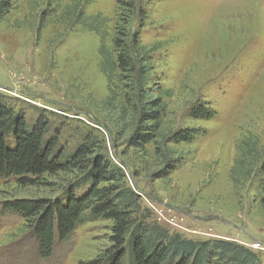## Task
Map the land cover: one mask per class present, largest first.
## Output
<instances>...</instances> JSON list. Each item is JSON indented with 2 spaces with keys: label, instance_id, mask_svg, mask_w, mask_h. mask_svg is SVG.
<instances>
[{
  "label": "rangeland",
  "instance_id": "374dc122",
  "mask_svg": "<svg viewBox=\"0 0 264 264\" xmlns=\"http://www.w3.org/2000/svg\"><path fill=\"white\" fill-rule=\"evenodd\" d=\"M90 1L87 14L109 20L100 30L110 34V46L119 5ZM13 5L0 19L3 101L30 123L45 118L54 130L62 126L69 144L94 134L100 154L122 167L140 194L149 223L189 239L238 242L259 251L264 264V0H144L139 51L152 58V82L167 104L163 132L208 130L192 142L145 148L130 143L141 114L128 83L111 92L101 69V35L57 22L38 32L30 0ZM198 101L217 115L193 118ZM68 181L62 174L22 187L0 177V264H78L111 245V220L86 221L41 258L24 219L2 209L4 201L56 198Z\"/></svg>",
  "mask_w": 264,
  "mask_h": 264
},
{
  "label": "trees",
  "instance_id": "16d2710c",
  "mask_svg": "<svg viewBox=\"0 0 264 264\" xmlns=\"http://www.w3.org/2000/svg\"><path fill=\"white\" fill-rule=\"evenodd\" d=\"M116 1L120 13L110 46H104L110 34L100 30L109 20L102 14H87L90 0H71V4L63 0H30V4L31 10L37 11L38 32L57 22L67 27L82 26L101 35L100 66L110 91L128 83L125 87L141 114L140 124L130 138L132 145L161 147L172 142H192L208 134L203 127L163 132L167 104L152 82V58L139 51L146 14L144 0ZM13 3L14 0H0L1 20L15 8ZM190 111L197 119L211 120L217 115L209 103L202 101ZM52 126L45 118L30 123L26 115L0 97V177L13 178L22 187L44 186L48 179L62 174L69 177L56 198L16 199L1 204L4 212L24 219L41 258H50L57 243L68 240L86 221L104 219L113 222L111 245L95 258L78 264H263L259 251L238 242L189 239L158 222L149 223L140 194L127 183L123 168L100 154L94 134H81L77 143L69 144L61 135L62 126L55 130ZM260 160L258 153L254 162ZM258 168L264 177V162Z\"/></svg>",
  "mask_w": 264,
  "mask_h": 264
},
{
  "label": "built area",
  "instance_id": "2783aa9c",
  "mask_svg": "<svg viewBox=\"0 0 264 264\" xmlns=\"http://www.w3.org/2000/svg\"><path fill=\"white\" fill-rule=\"evenodd\" d=\"M256 247V246H255Z\"/></svg>",
  "mask_w": 264,
  "mask_h": 264
}]
</instances>
